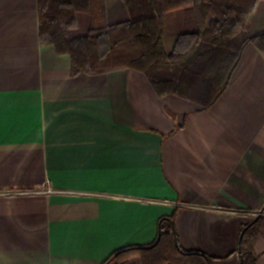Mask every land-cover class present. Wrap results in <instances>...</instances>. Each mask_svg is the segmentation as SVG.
I'll return each mask as SVG.
<instances>
[{"label":"crops","instance_id":"crops-1","mask_svg":"<svg viewBox=\"0 0 264 264\" xmlns=\"http://www.w3.org/2000/svg\"><path fill=\"white\" fill-rule=\"evenodd\" d=\"M60 1L88 35L94 0ZM101 4L109 25L129 20L123 0ZM38 12L0 0V264H103L174 214L181 246L212 264H241L242 233L263 217L264 264V52L247 45L204 107L132 69L73 75L40 42ZM263 26L261 2L248 27ZM194 30L191 9L167 13L166 51Z\"/></svg>","mask_w":264,"mask_h":264},{"label":"trees","instance_id":"trees-1","mask_svg":"<svg viewBox=\"0 0 264 264\" xmlns=\"http://www.w3.org/2000/svg\"><path fill=\"white\" fill-rule=\"evenodd\" d=\"M123 1L129 20L109 25L104 5L94 0L92 26L82 36L71 3L38 0L40 42L70 56L73 75L132 69L148 78L159 97L175 95L204 107L224 93L247 45L264 52V26L253 32L248 27L264 0ZM186 8L193 11L195 30L182 32L168 53L165 15ZM175 217L160 218L153 243L118 249L103 264H212L206 254L181 246ZM262 220L260 216L240 239L241 264L258 263L255 245Z\"/></svg>","mask_w":264,"mask_h":264},{"label":"water","instance_id":"water-1","mask_svg":"<svg viewBox=\"0 0 264 264\" xmlns=\"http://www.w3.org/2000/svg\"><path fill=\"white\" fill-rule=\"evenodd\" d=\"M258 217H259V216H258ZM258 217H257V218H256V219H255V220H254L249 226H251L252 224H254V223L257 221ZM249 226H248V227H249ZM248 227H246V228L244 229V231H243V233H242V236H243L244 232L247 230Z\"/></svg>","mask_w":264,"mask_h":264},{"label":"rangeland","instance_id":"rangeland-1","mask_svg":"<svg viewBox=\"0 0 264 264\" xmlns=\"http://www.w3.org/2000/svg\"><path fill=\"white\" fill-rule=\"evenodd\" d=\"M135 259H137V258H133L132 260H135ZM137 261H138V259H137Z\"/></svg>","mask_w":264,"mask_h":264}]
</instances>
